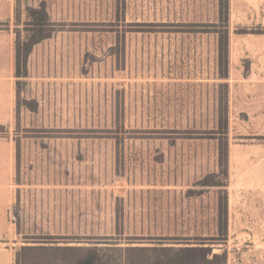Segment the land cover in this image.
Segmentation results:
<instances>
[{
  "label": "rangeland",
  "instance_id": "374dc122",
  "mask_svg": "<svg viewBox=\"0 0 264 264\" xmlns=\"http://www.w3.org/2000/svg\"><path fill=\"white\" fill-rule=\"evenodd\" d=\"M217 5L0 0V264L25 245L64 249L41 264H152L157 246L264 264V0H230L227 80L197 25ZM41 8L51 36L16 61Z\"/></svg>",
  "mask_w": 264,
  "mask_h": 264
},
{
  "label": "trees",
  "instance_id": "16d2710c",
  "mask_svg": "<svg viewBox=\"0 0 264 264\" xmlns=\"http://www.w3.org/2000/svg\"><path fill=\"white\" fill-rule=\"evenodd\" d=\"M218 11L215 21L212 22H200L197 25L199 27H207L201 29H209L207 31L217 34L218 39V60H219V78L222 80H227L229 78V23H230V0H218ZM32 17V22L30 24L33 26V33L30 34L27 40H22L19 35L16 40V61H19L23 53H30L33 46L50 37V32L45 29L46 19H48V14L44 8L33 9L30 13ZM170 26L184 25L182 23L170 22L166 23ZM205 31V30H204ZM19 69V67H18ZM220 86L226 88L225 97L228 102V82H222ZM218 121L221 125L228 121V106L224 109L218 111ZM222 184H215V186ZM39 250H64L60 246H50V245H25L22 246L18 251V263L17 264H41L36 258L33 260L36 252ZM141 250L150 251V256L152 259V264H221L219 259L222 257L220 254H213L211 256V249L204 246L197 247H172V246H157L142 248ZM99 254L95 249H89L85 256H81L73 264H99L100 261ZM219 261V263H218ZM63 264L59 258L50 257L43 264ZM65 264V263H64Z\"/></svg>",
  "mask_w": 264,
  "mask_h": 264
}]
</instances>
